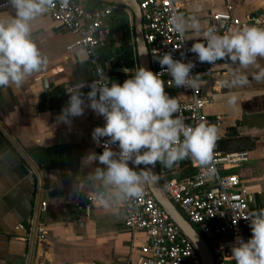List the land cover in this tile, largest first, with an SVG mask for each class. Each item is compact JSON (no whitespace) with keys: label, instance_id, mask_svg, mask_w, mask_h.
<instances>
[{"label":"crops","instance_id":"crops-1","mask_svg":"<svg viewBox=\"0 0 264 264\" xmlns=\"http://www.w3.org/2000/svg\"><path fill=\"white\" fill-rule=\"evenodd\" d=\"M6 1L0 0V4ZM179 2L180 15L185 20L195 17L200 22V35L210 26L215 13L227 12L232 19L226 26L219 22L217 34L247 25L264 28V24L250 21L252 17L264 16V0ZM0 12L15 15L10 5L0 8ZM109 23L112 51H118L122 43L131 44L133 49L130 10L116 9ZM193 35L190 30L184 33L191 45L197 42L190 39ZM32 38L47 57V67L27 78L19 89L0 88V264H121L128 257L137 256L138 247L144 242L143 233L127 231L123 215L111 206H95L89 215L82 216L71 203L75 193L102 187L94 181L97 165L84 166L81 158L93 151H104L93 141L92 132L104 126L105 120L86 108L83 116L72 118L71 125L57 121L69 100L63 88L93 76L86 53L82 48L67 49L77 35L47 13L32 22ZM104 64L111 81L123 84L130 78L133 66L121 67L129 70L126 73L113 70L116 67L109 61ZM208 68L212 71L210 76L198 75V87L210 97L204 111L222 117L224 134L232 135L236 144H248L245 149L249 160L235 172L264 209V82L253 79L252 67L234 76L237 68L231 61L209 64ZM245 80L247 83H240ZM81 91L87 102L90 90ZM43 201L45 210L41 209ZM34 221L36 226L44 222L45 234L39 242L35 232L30 254Z\"/></svg>","mask_w":264,"mask_h":264},{"label":"clouds","instance_id":"clouds-1","mask_svg":"<svg viewBox=\"0 0 264 264\" xmlns=\"http://www.w3.org/2000/svg\"><path fill=\"white\" fill-rule=\"evenodd\" d=\"M62 3L66 5L67 0ZM9 5L15 15L0 12V88L19 89L27 78L47 67V57L32 38V22L53 7L54 0H7L0 7ZM171 23L181 35L189 30L194 33L190 39L197 42L189 51L200 63L215 65L217 61H231L237 68L234 76L252 67L255 69L253 79L264 82V63L261 62L264 28L247 25L221 35L208 27L200 35L202 26L195 17L188 21L182 16H173ZM157 61L177 87L195 89L199 86V76L193 78L192 75L195 63L174 59L171 52L158 56ZM159 76L160 73L140 66L131 70L130 78L122 85L80 82L67 90L69 100L58 115V122L71 125L72 118L83 116L86 108L105 120L104 126L92 132L93 141L104 151L88 153L81 158V164L97 165L94 181L104 189L96 194L97 201L106 208L113 200L140 198L146 184L156 183L157 175L151 168L136 171L142 164L155 166L159 161L171 168L188 157L202 166H209L212 161L219 129L214 124L186 125L176 115L180 110L176 98L165 92ZM84 87L91 89L86 94L87 102L81 91ZM104 137L108 139L102 143ZM113 145H118L119 151H114ZM130 162L135 168L129 166ZM244 219L250 221L252 236L247 241L237 236L231 245V256L235 264H264V209Z\"/></svg>","mask_w":264,"mask_h":264},{"label":"built area","instance_id":"built-area-1","mask_svg":"<svg viewBox=\"0 0 264 264\" xmlns=\"http://www.w3.org/2000/svg\"><path fill=\"white\" fill-rule=\"evenodd\" d=\"M141 15L143 38L145 40L150 69L160 73L166 91H175L179 104L178 115L186 125L195 126L199 123L214 124L219 129L209 166H202L191 157L177 161L171 168L163 166L159 161L158 178L164 193L170 198L179 212L193 225L208 244L214 264H235L231 256V245L237 236L245 241L251 238L250 221L244 217L251 216L261 209L256 203L255 194L241 184L235 169L243 166L249 160V152L245 149L224 151L220 144L225 136L220 115H208L204 106L210 102V97L196 87H177L166 69H162L157 57L171 52L174 59L193 62V78L196 75L210 76L212 71L209 63H200L197 56L189 51L192 47L171 23L173 16L180 15L179 0H137ZM3 2L0 5H5ZM2 8V7H0ZM117 5L106 4L100 8L88 9L82 2L54 0V6L46 12L54 21L59 22L69 32L76 34L77 39L67 46V49L82 48L87 62L92 69V78L83 82L110 86L108 67L100 61L98 51L102 41L108 38L109 20ZM254 24H264V16L250 19ZM219 22L226 26L232 22L226 13H215L211 17V28L216 30ZM134 65L139 68L136 49L133 42ZM184 53V56H181ZM217 61L216 63L223 62ZM80 83V82H79ZM75 84L66 85L63 92L71 90ZM91 90L88 87H84ZM83 88V89H84ZM69 95V94H68ZM181 139H183L181 137ZM103 143V141H101ZM101 149L103 147L100 146ZM119 151L118 145L112 146ZM104 150V149H103ZM185 161L193 172L180 178L174 177L175 170L183 167ZM130 167L135 166L130 162ZM140 165L137 172L143 169ZM104 191L103 187L90 192H78L72 196L71 203L81 215H89L92 208L102 205L97 201V193ZM111 207L123 215V226L130 233H143L144 242L138 247L135 257H128L121 264H201L199 256L192 244L183 236L169 220L153 198L148 184L144 186V194L140 198H130L122 201H112ZM46 202L41 203L45 210ZM45 227L36 226V237L39 242L44 240ZM10 264V263H5ZM84 264H104L91 261Z\"/></svg>","mask_w":264,"mask_h":264},{"label":"water","instance_id":"water-1","mask_svg":"<svg viewBox=\"0 0 264 264\" xmlns=\"http://www.w3.org/2000/svg\"><path fill=\"white\" fill-rule=\"evenodd\" d=\"M105 4H113L125 7L130 10L133 16V33L136 44L137 63L142 67L150 69L147 46L143 38L142 15L137 0H96ZM115 71H123L124 68H113ZM8 139L12 140L9 134L5 133ZM13 143V140H12ZM151 168L153 174L157 175V181L154 184H148V188L162 210L167 214L169 220L175 225L178 231L187 238L197 252L201 264H214L210 248L201 234L193 227L191 223L179 212L177 207L173 204L170 198L164 193L158 178V165H148L144 168ZM36 221L33 223L30 254L32 253L33 240L36 232Z\"/></svg>","mask_w":264,"mask_h":264},{"label":"trees","instance_id":"trees-1","mask_svg":"<svg viewBox=\"0 0 264 264\" xmlns=\"http://www.w3.org/2000/svg\"><path fill=\"white\" fill-rule=\"evenodd\" d=\"M77 1L82 2V0H77ZM82 3L88 9H96L106 5L105 3L96 0H84ZM120 7L121 6H118V8ZM124 31H126V29H124ZM112 41L113 40L109 39V37L102 41L101 45L98 48L100 54V61L102 63H104L105 61H109L110 65L116 68H121V67L131 68L134 65V59L132 56L133 49L131 47V44L122 43L118 51H112L114 45ZM134 45H135V41H134ZM114 82L120 83L122 85V82H119L118 80ZM114 82L110 81V85ZM166 93L171 97L175 98V91H166ZM241 141H243V139H241L240 142ZM236 142L237 140L232 135L229 136L228 134H226L220 144V148L224 151H231V150L245 149L246 147H248V144L246 145L243 143L244 145H240L239 143L236 144ZM180 164L183 165V167L178 170H175L173 175L174 177L180 178L185 174H191L193 172V170L186 165L185 161H181ZM43 226L45 227L44 222H43Z\"/></svg>","mask_w":264,"mask_h":264},{"label":"rangeland","instance_id":"rangeland-1","mask_svg":"<svg viewBox=\"0 0 264 264\" xmlns=\"http://www.w3.org/2000/svg\"><path fill=\"white\" fill-rule=\"evenodd\" d=\"M84 0H82V2H83ZM132 25H133V16H132ZM80 215H81V213H80ZM83 216V215H82Z\"/></svg>","mask_w":264,"mask_h":264}]
</instances>
